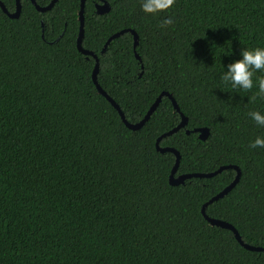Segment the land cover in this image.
Here are the masks:
<instances>
[{
	"label": "trees",
	"instance_id": "1",
	"mask_svg": "<svg viewBox=\"0 0 264 264\" xmlns=\"http://www.w3.org/2000/svg\"><path fill=\"white\" fill-rule=\"evenodd\" d=\"M19 1L18 17L0 7V264H264V250L201 213L236 170L171 184L176 156L156 148L160 137L178 151L174 176L238 166L205 213L264 247V148L248 146L264 135L248 117L264 98L221 80L241 48L264 47V0H176L155 16L139 0L84 1L82 47L125 119L140 121L163 92L179 108L161 95L138 129L97 90L95 60L76 46L80 0L45 11ZM166 14L174 22L161 28ZM122 29L137 44L126 31L101 52ZM180 113L185 126L161 136Z\"/></svg>",
	"mask_w": 264,
	"mask_h": 264
},
{
	"label": "water",
	"instance_id": "2",
	"mask_svg": "<svg viewBox=\"0 0 264 264\" xmlns=\"http://www.w3.org/2000/svg\"><path fill=\"white\" fill-rule=\"evenodd\" d=\"M31 1H32V3H34L35 7L38 10L45 11V10L49 9L56 0H51L46 6H40V5L36 4L35 0H31ZM84 1L85 0H80V9H79V16H78L79 17V30H78V36H77V39H76V46H77V48H78V50L80 52H82L83 54H86V55H91L94 58L95 65H94V69H93V72H92V79H93V81L95 83V86H96L97 90L103 96H105V98L116 108V110L120 114L121 119L124 121L125 125L127 127L131 128V129H138L139 127H141L143 125V123L147 120V118L149 117L150 113L155 109V107L157 106V104H158V102L160 100L161 95H163V94L164 95H167L168 97H170V99L172 100V103H173L175 109L177 111H179V108H178L175 100L173 99V97L169 93L163 92V93H161L155 99V101L152 103V105L150 106V108L148 109V111L146 112V114L144 115V117L140 121L135 122V123H131V122H129V121H127L125 119L124 114L121 111V109L119 108L118 104L101 88V86L98 84V82L96 80V72H97V67H98V57H97V55L94 52H92L90 50H87V49H85V48L82 47L81 40H82V36H83V23H84V17H83ZM0 7L10 17H18V15H19V9H20V1L19 0H16V7H15V10L13 12H8V10L5 8V6L3 5V3L1 1H0ZM107 10H108V5L105 2L102 3L101 5H97V11L99 13H103V12H105ZM126 31H129L130 33H132V36H133V46H135L137 44V34H136V32L133 29H122L120 31H117V32L111 34L108 37V39L106 40V42H105V44H104L101 52H103L105 50L107 43L111 39L117 37L118 35H120L123 32H126ZM135 55L138 58V55L137 54H135ZM180 115H181L180 122L175 127H173L172 129L164 132L161 136L169 135V134L177 131L179 128H182V127L185 126V124H186V118L184 117V115L182 113H180ZM194 131H198L199 137L201 139H205L207 137L208 130H207L206 127L196 128V129H194ZM186 132L188 133L189 131L186 130ZM159 139H160V137L157 139L156 148L159 151H161V152H164V151H172V152H174V154L176 156L174 166H173V168L171 170V173H170V176H169V182L171 184H179V183H182L184 181V179L190 178V177H209V176H212V175L220 172L222 169H225V168H228V167H232V168H234L236 170V175H235L234 179L228 185H226L222 190H220L218 193H216L215 195H213L212 197H210L202 205V207H201V213L203 214V216L207 219V221L210 224L217 225V226H221V227H225V228L230 229L233 232L235 238L238 240V242L240 244H242L245 248L250 249V250H264V247L254 246V245H250L248 243L243 242L242 239L240 238L237 230L230 223H228V222H226L224 220H221V219H217V218L210 217V216H208L205 213V206L207 204L211 203L214 200H217L219 197H222L224 194H226L236 184V182L238 181V179L240 177V169L238 168V166H236V165H222V166L218 167L216 170L211 171V172H194V173H186V174H180L178 176H174V172L176 171V168H177L178 162H179V153L173 147H161V146H159L158 145V140Z\"/></svg>",
	"mask_w": 264,
	"mask_h": 264
},
{
	"label": "clouds",
	"instance_id": "3",
	"mask_svg": "<svg viewBox=\"0 0 264 264\" xmlns=\"http://www.w3.org/2000/svg\"><path fill=\"white\" fill-rule=\"evenodd\" d=\"M175 2L176 0H139V7L145 16H155L159 13H166ZM174 19V15L166 14L159 27L164 28L173 24ZM224 55H231V51ZM222 67L221 80L224 84L244 92L255 87V96L264 98V75L253 79L257 72L264 73V47L241 48L239 59ZM248 117L258 128H264V111L252 110L248 112ZM248 146L251 149L264 148V135H257Z\"/></svg>",
	"mask_w": 264,
	"mask_h": 264
}]
</instances>
